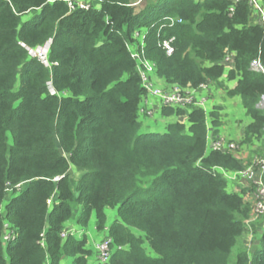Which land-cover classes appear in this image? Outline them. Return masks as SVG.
<instances>
[{"label": "trees", "instance_id": "trees-1", "mask_svg": "<svg viewBox=\"0 0 264 264\" xmlns=\"http://www.w3.org/2000/svg\"><path fill=\"white\" fill-rule=\"evenodd\" d=\"M229 4L99 0L97 8L70 11L63 0H0V264L68 257L89 264L86 238L65 227L72 202L81 206L77 225L94 215L96 229L107 227L112 239L108 261L93 264H264V220L249 221V249L241 239L251 206L218 171L242 162L208 148L207 114L198 106H163L164 116L184 120L164 133H140L146 89L128 49L145 29L144 55L164 83L223 87L225 73L236 80L227 94L240 97L251 119L240 143L264 148V74L252 66L264 65V28L246 0L232 13ZM168 38L171 55L159 46ZM50 39L45 67L24 46ZM232 52L228 70L222 62ZM71 167L82 171L76 181ZM108 208H116L109 226Z\"/></svg>", "mask_w": 264, "mask_h": 264}, {"label": "built area", "instance_id": "built-area-1", "mask_svg": "<svg viewBox=\"0 0 264 264\" xmlns=\"http://www.w3.org/2000/svg\"><path fill=\"white\" fill-rule=\"evenodd\" d=\"M55 0H48L52 3ZM65 1L68 9L74 11L75 9L87 10L89 8H97L99 5V0H63ZM230 4L228 6V12L232 13L234 11L235 5L240 0H229ZM247 3L252 8V17L255 18V21L263 26L264 28V9L262 6L261 0H246ZM180 22V19H170V23L173 24L174 21ZM145 29H139L138 32L134 33V38L137 41L130 43L128 49L131 53L132 58L136 63V68L141 78L142 86L146 89V94L142 97L144 104L147 102L148 96L155 98L158 101V104L162 108L163 106H170L172 108H182L189 109L191 106L202 107L204 104V98L196 99L198 92L207 90L210 86V82L202 83L198 87L185 86L181 87L177 84H166L164 81L157 77L155 64L147 59L144 55V37L146 34ZM173 38L163 39L159 42V46L165 51L167 55L173 53ZM51 40L46 41L44 44L36 47H27L22 44L30 57L37 58L45 67H50L52 63L49 61L48 53ZM234 53H229L224 57L223 64L226 69L232 68L233 65ZM253 69L264 74V65L259 61L253 62ZM226 73L222 78H225ZM153 80L162 81V85L154 86ZM50 93H54V90L49 85ZM264 96L262 97V100ZM261 100V101H262ZM205 108V107H204ZM203 108V109H204ZM188 110V111H189ZM148 113L151 114L150 110L139 109L138 114ZM208 136V148L211 150H220V151H230L233 153L236 158L239 157L238 153L239 146L233 142H226L225 140L217 137L216 139L210 138ZM251 164L245 168L239 169L237 171H225L220 168L218 171L223 175L227 182L235 181L237 183H243L247 181L252 186V191L250 193L251 198L248 196V191L246 197L250 200L251 206V218H258L264 214V152L260 156H255L251 161ZM248 186V185H246ZM237 191V190H235ZM247 200V199H246ZM64 236V233L61 234ZM9 238H12V233L10 231L6 232L3 235V240L7 241ZM111 242L112 239L105 238L99 241L96 244L97 250V259L99 262H107L111 255Z\"/></svg>", "mask_w": 264, "mask_h": 264}, {"label": "crops", "instance_id": "crops-1", "mask_svg": "<svg viewBox=\"0 0 264 264\" xmlns=\"http://www.w3.org/2000/svg\"><path fill=\"white\" fill-rule=\"evenodd\" d=\"M30 16L31 12L24 14L23 20L28 19ZM221 81H223V87H219L217 84L210 82L211 84L207 90H203L197 94V96L204 98V110L207 114L208 130L211 135L210 138L216 139L217 137H220L226 142L236 143L239 146L238 153L236 154L244 157L245 160H249L254 154L252 149L257 145H260V143L256 140L251 145L249 143H240L244 138V129L250 123L251 119L246 115L240 97L229 96L227 94V90L232 89L236 85V80H226L225 78H221ZM140 108L150 110L152 113V115L148 113L138 114L141 117L138 116L141 127L144 125L145 129H149L150 127L159 128L161 133L166 131L168 116L161 114V107L155 98L148 96L146 104L141 100ZM233 186L234 188L239 187L238 184H234ZM247 191L248 189L245 188L238 189L237 191L234 190V192L237 193L242 192L245 200ZM246 202L248 201L246 200ZM66 228L73 231L72 228L74 227L73 225H67Z\"/></svg>", "mask_w": 264, "mask_h": 264}, {"label": "rangeland", "instance_id": "rangeland-1", "mask_svg": "<svg viewBox=\"0 0 264 264\" xmlns=\"http://www.w3.org/2000/svg\"><path fill=\"white\" fill-rule=\"evenodd\" d=\"M144 3L145 2H143V3L141 2V4L138 6V8L142 7V5H144ZM22 19H23V16H22ZM153 84H154V86H157L158 84H163V82L162 81H158V80H153ZM200 98H201L200 96L196 97V99H200ZM205 100H206V98H205ZM204 107H205V103L203 104V106L201 108H204ZM259 107H264V99L260 102ZM159 110H157V111H159ZM161 110H162V108H161ZM185 110H187V109H185ZM161 114H162V112H161ZM151 115H152V113H151ZM139 117H140V115H139ZM175 117L176 116H174V115L168 116L167 124L175 121L176 119L184 120V116L176 117V118ZM145 132H148V133H151V132H153V133H161V130L159 128H152V127H150L149 129H147V128L145 129L144 125H142V127L140 128V133H145ZM162 133H164V132H162ZM259 143H260V145H257L254 149H252L254 154L250 157L249 160H245L244 157H242V156L237 157V159L242 162L243 168L249 166L251 164L250 161L255 156H260V155L263 154L264 148H262L261 142H259ZM80 174H82V171L71 167L70 175H71V178L74 181H76L79 178ZM244 182L248 186H246L243 183H237L235 181L227 182V190L229 192H234V190L245 188V189H248V194H249L248 196L251 198L250 193L252 191V188H250V187H252V186L249 184V182H247L245 180H244ZM234 184H238L239 187H235L234 188V186H233ZM10 197H11V195L8 193V195L5 198V203L10 200ZM246 199H247L248 203L250 204L249 198L246 197ZM251 200H252V198H251ZM50 202H51V200L49 201V204H50ZM72 205H73V208H74V216H73V218H71L69 221H67L65 223V227H67V225L68 226H72L73 225L74 228H72L73 231H71V232L75 233V235H77L78 238H82V237L86 238L87 248L91 251V255L88 258V263L89 264H93L94 262H98L96 244L99 241H101L102 239H104L105 237L108 236L107 229H106L107 227L102 229V230H97L96 227H95V221L96 220H95V216L94 215L91 216L88 224L85 225L84 227H81V226L77 225V223L75 222L74 217L78 214V212H80L81 206H78V205L74 204V202H72ZM105 213H106V216H107L106 224H107V226H109L113 222V220L116 218V208H108V209L105 210ZM263 217H264V214L261 215L260 217H258L257 219L264 220ZM250 225H251V222H249V220H246V232L244 233V235H243V237L241 239V242L244 243L245 246L247 245L246 247H248L249 249L252 248V246L255 243L253 235H252V232H251ZM133 231L135 233H137L136 230H133ZM10 232L12 233V231H10ZM143 245H144V248L147 251V253H149V254L154 256V254L151 252L150 248H148L147 243L144 242ZM236 250H237V246L233 249L232 256L235 255ZM71 262H72V258L68 257V258H63L61 264H71ZM104 263H106V262H104Z\"/></svg>", "mask_w": 264, "mask_h": 264}, {"label": "clouds", "instance_id": "clouds-1", "mask_svg": "<svg viewBox=\"0 0 264 264\" xmlns=\"http://www.w3.org/2000/svg\"><path fill=\"white\" fill-rule=\"evenodd\" d=\"M51 40V39H50ZM143 134H145V133H143Z\"/></svg>", "mask_w": 264, "mask_h": 264}]
</instances>
